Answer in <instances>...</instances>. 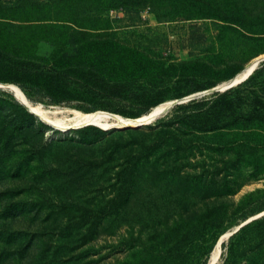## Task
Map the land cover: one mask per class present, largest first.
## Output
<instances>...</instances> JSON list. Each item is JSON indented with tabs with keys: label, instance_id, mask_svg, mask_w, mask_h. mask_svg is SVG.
Segmentation results:
<instances>
[{
	"label": "rangeland",
	"instance_id": "1",
	"mask_svg": "<svg viewBox=\"0 0 264 264\" xmlns=\"http://www.w3.org/2000/svg\"><path fill=\"white\" fill-rule=\"evenodd\" d=\"M256 2L0 0V83L32 103L133 118L175 101L153 128L61 130L0 84V264H224L218 238L264 210V118L211 89L264 54L240 27Z\"/></svg>",
	"mask_w": 264,
	"mask_h": 264
},
{
	"label": "trees",
	"instance_id": "2",
	"mask_svg": "<svg viewBox=\"0 0 264 264\" xmlns=\"http://www.w3.org/2000/svg\"><path fill=\"white\" fill-rule=\"evenodd\" d=\"M256 1L257 8L253 14V18L250 21L246 18L243 19L242 22L244 23H242V25L240 24V27L245 30L250 29L252 30V32L259 34L264 33V0ZM31 68L35 72L44 74H52L55 71L54 69L46 68L39 63L32 64ZM194 90L195 89H190L188 93H191ZM223 93H234L236 94V99L246 100L225 101L222 106L223 111L231 109L233 113L237 112L236 110L238 106H241V104L244 103L246 111H244L243 107H241L239 109V113L243 112L244 114H246L247 117H250V119L264 118V101L257 100L258 93H260V96H264V61L253 71L252 74L248 76V78L238 83L237 85L227 89ZM176 106L184 107L185 104H177ZM150 108L146 109L140 114L146 113ZM140 114H138V116H140ZM158 123H160L159 119L157 120V123L153 125L158 126ZM153 125L149 124L148 127L153 128ZM246 219L247 218H245L244 220ZM235 252H241V254L238 256V258L240 257L241 259L248 258L247 255L253 254L252 256H254V254L256 253H261L263 256L264 263V214L248 221L247 223L242 225L236 232L233 233L232 241L229 246V256L227 257V259H225L224 264L235 263Z\"/></svg>",
	"mask_w": 264,
	"mask_h": 264
},
{
	"label": "bare ground",
	"instance_id": "3",
	"mask_svg": "<svg viewBox=\"0 0 264 264\" xmlns=\"http://www.w3.org/2000/svg\"><path fill=\"white\" fill-rule=\"evenodd\" d=\"M257 58V57H256ZM255 59H253L251 62L247 64V66L239 71L233 79L238 80L245 76L253 67V64L255 62ZM4 87L8 88L16 97L18 100L23 102L29 110L39 116L41 119L46 121L47 123L60 128V129H66L68 127H74L85 123H91V124H97L101 126H111V125H117L122 126V124L126 125L125 123H128L130 117L126 116H118L114 115L110 112L106 111H95V112H84L75 108H63V109H47L41 104H34L32 103L27 96L24 94V92L14 83H0ZM220 84V85H224ZM171 107V102H163V103H157L154 106H152L146 113H143L140 116L142 118H150L155 115L157 117L167 111ZM134 118V117H133ZM131 122V125H134V123ZM229 233V232H228ZM222 234L211 253V262H214L217 260L220 250H221V239L225 238L228 234Z\"/></svg>",
	"mask_w": 264,
	"mask_h": 264
},
{
	"label": "water",
	"instance_id": "4",
	"mask_svg": "<svg viewBox=\"0 0 264 264\" xmlns=\"http://www.w3.org/2000/svg\"><path fill=\"white\" fill-rule=\"evenodd\" d=\"M264 61V54L262 55H259L257 56L254 64H253V67L251 68V70L245 75L243 76L242 78L238 79V80H235V79H230L228 81L225 82L224 85H218L214 88L211 89V91L213 90H225V89H228V88H231L235 85H237L238 83L244 81L246 78H248V76L250 74L253 73V71ZM206 91L202 92V93H205ZM192 96V95H191ZM190 97V96H189ZM188 98V97H187ZM175 101H172L171 103H174ZM157 118V115L153 116V117H150V118H142V117H134V118H128L129 121L128 123H125L126 125L122 124V126H117V125H111V126H107V127H101L103 129H109V128H114V127H140L142 125H146V124H149L151 123L153 120H155ZM134 123V125H131V122ZM85 125H88V124H82V125H78V126H72V127H68L66 129H61V130H68V129H71V128H79V127H82V126H85ZM264 214V210L262 212H260L259 214H256L254 216H251L249 218H247L246 220L242 221L240 224H238L237 226H235L232 230L229 231V233L226 235V237H228L229 235L233 234L234 232H236L242 225H244L245 223H247L248 221L260 216ZM223 242V238L221 239V243Z\"/></svg>",
	"mask_w": 264,
	"mask_h": 264
}]
</instances>
